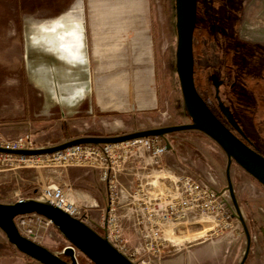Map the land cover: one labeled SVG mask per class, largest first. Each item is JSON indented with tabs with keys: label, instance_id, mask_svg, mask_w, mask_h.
Here are the masks:
<instances>
[{
	"label": "rangeland",
	"instance_id": "rangeland-1",
	"mask_svg": "<svg viewBox=\"0 0 264 264\" xmlns=\"http://www.w3.org/2000/svg\"><path fill=\"white\" fill-rule=\"evenodd\" d=\"M140 4L143 11L146 8L148 12L146 20L152 41L154 106L145 113H102L95 98L91 97L92 107L85 103L81 110L91 109L92 117L71 119L68 115L72 114H62L59 121L58 107L27 75V35L29 40L32 34L27 31L37 25H48L62 14L81 13L79 8L83 7V1L0 0V138L15 139L27 134L34 145L41 148L85 134L121 135L189 124L175 73L174 0H141ZM76 19L82 26L79 30L82 57L87 60L84 17ZM192 45L197 90L224 122L221 108L226 109L245 138L264 156V0H197ZM83 63L86 65V61ZM216 77L222 80L217 89L214 87ZM165 138L176 150L177 158L169 162L174 173L189 175L218 192H226L229 202L226 157L222 150L196 131L174 133ZM61 170L41 166L4 171L12 176L0 178V188L11 185L17 190L14 192L17 196L11 193L9 201L11 197L38 199L44 187L52 184L62 187ZM230 178L251 236V250L245 264H264V188L236 164L231 166ZM233 223L234 227L211 237L205 230L200 233L202 227L195 226L187 233L184 244L189 246L227 236L221 264H239L245 237L238 221L234 219ZM38 228L36 243L49 248L52 253L58 255L69 245L53 225ZM137 243L135 238L133 242L127 240L123 244L131 251ZM166 255L152 259L155 264H161ZM142 258L148 259V256ZM76 259L78 264H93L77 251ZM0 264L39 263L19 253L0 231Z\"/></svg>",
	"mask_w": 264,
	"mask_h": 264
},
{
	"label": "built area",
	"instance_id": "built-area-1",
	"mask_svg": "<svg viewBox=\"0 0 264 264\" xmlns=\"http://www.w3.org/2000/svg\"><path fill=\"white\" fill-rule=\"evenodd\" d=\"M0 148L32 150L37 147L31 136L26 134L15 139L0 138ZM166 152L163 140L148 137L116 144L77 145L49 155L0 153V172L41 166L98 171L107 191V208L101 220H94L88 208L72 203L59 185L44 187L38 199L52 203L70 217L92 228L134 264H155L152 258L176 252L175 245L166 237L165 231L175 233L182 226L183 231L188 233L198 226L209 237L217 236L223 230L234 227L235 219L227 208L226 192H218L189 175H165L162 179L167 182V188L157 193L149 192L147 187L150 182H143V179H138L131 189L123 185L120 176L128 174L140 160L146 157L150 159L151 165L160 166ZM122 197L126 198L138 241L131 251L123 244L127 240L118 221L117 210ZM13 221L18 233L34 243L38 242V227L52 225L37 214L16 216ZM73 251L76 256L75 248ZM143 256H148V259Z\"/></svg>",
	"mask_w": 264,
	"mask_h": 264
},
{
	"label": "water",
	"instance_id": "water-1",
	"mask_svg": "<svg viewBox=\"0 0 264 264\" xmlns=\"http://www.w3.org/2000/svg\"><path fill=\"white\" fill-rule=\"evenodd\" d=\"M175 8V73L182 96L183 109L190 119L189 124L170 125L147 130L134 131L113 136H83L67 140L49 147L32 150H7L0 153L23 156L49 155L77 145L116 144L140 138L155 137L164 141L166 150L170 144L166 136L184 131L199 132L212 140L226 157L225 180L229 195L227 208L241 226L245 237V248L239 264H245L251 248V236L236 200L231 178V164L235 163L246 174L264 187V156L242 142L210 110L198 94L194 83L193 33L196 23L197 0H174ZM218 88V83L214 86ZM231 127L240 129L226 109L221 108ZM37 214L51 222L59 234L68 242L62 252L67 260L60 258L44 246L21 236L14 224V218L20 215ZM0 231L7 242L19 253L39 264H78L73 248L93 264H134L124 254L112 246L105 237L95 232L79 220L70 217L52 203L39 199H20L13 203L0 202ZM73 247V248H72Z\"/></svg>",
	"mask_w": 264,
	"mask_h": 264
},
{
	"label": "crops",
	"instance_id": "crops-1",
	"mask_svg": "<svg viewBox=\"0 0 264 264\" xmlns=\"http://www.w3.org/2000/svg\"><path fill=\"white\" fill-rule=\"evenodd\" d=\"M79 9H81L82 12L73 13V16L84 17L83 7ZM74 11L77 12L75 9ZM63 16H65V14H62L61 17ZM147 16L148 12L146 8H144V11L142 9V33H144L145 36L149 38L150 28L147 24ZM40 26L42 25H37L31 29H28L27 34L37 30ZM27 36L29 37V35ZM28 37L25 52L27 75L36 86H40V88L43 89V91L46 93V97H49L53 100V105L58 107V120L60 121L62 119V114H72V116L68 115L69 118L72 117L71 119H75L77 117H92L93 111L91 109L83 110V112L81 110V106L85 103L89 108L92 107L91 97L93 96L90 92L89 81L87 78L86 66L88 63V56L86 53L87 60L83 59L84 57H82L81 53L80 40L75 45L73 44L72 46H69L68 49L71 51V56L74 60L80 59L82 62L86 61V65H84V63L75 65L67 64L59 55L56 56L57 53L47 51L46 49L39 46L30 45L31 42L28 41ZM30 64L38 71L41 70L43 72L44 79L51 86L50 90L35 83L30 73ZM51 89L53 91H51ZM153 99L151 100L152 104L150 105V108H145V111H149L154 106ZM94 101L95 104H97V108L100 109V112L104 113L109 111L107 107L102 105L105 102L103 103L102 101L97 100V98ZM75 114L76 116H74ZM77 114L80 115L77 116ZM81 136L101 135L85 134ZM170 153L171 155L169 157L168 155ZM175 158H177L176 150L172 148V145H170V150L167 151L166 154H164L161 158L160 166L151 165L150 159L145 157L140 160L138 164L128 172V174L121 175L120 180L125 187L131 189L135 186L138 179H143V182H150V185L147 187L149 192H163L167 188V182L162 178L165 175H176L172 170V165L169 163ZM160 169L162 171H159ZM61 171L63 172L64 178L62 181V188L66 192L69 200L77 206L88 208L90 210V216L94 220H101L107 208V191L105 184L102 183L99 178V172L84 168H67ZM7 176L11 177L12 174H8L4 171L0 172V178ZM16 191L17 190L11 185L0 188V202L13 203L20 199L31 198L17 197L16 199H12L11 197V201H9L11 193H13L14 196H17L16 193H14ZM120 202V206L117 210L118 221L122 225L125 239L133 242L135 240V233L132 228V216L129 212V207L126 205V198L122 197ZM201 232L203 231H200V233ZM165 235L170 241H172V244L175 245L176 252L166 255V257L160 261L161 264H221L220 258L222 257L224 248L226 247L227 236H219L209 242L194 243L192 245L185 246L184 243L186 242L185 237L187 236V233L183 231L182 226L175 233L170 230L165 231ZM174 239H179L181 244H179V242L175 241Z\"/></svg>",
	"mask_w": 264,
	"mask_h": 264
},
{
	"label": "flooded vegetation",
	"instance_id": "flooded-vegetation-1",
	"mask_svg": "<svg viewBox=\"0 0 264 264\" xmlns=\"http://www.w3.org/2000/svg\"><path fill=\"white\" fill-rule=\"evenodd\" d=\"M82 1L87 34V78L92 96L105 102L102 105L109 111L145 113L148 111L145 108L152 104L154 69L151 37L142 33L141 0ZM215 79L219 87L222 80ZM214 115L242 142L262 155L239 127L240 132H237L223 114L226 122ZM65 247L58 256L67 260L62 254Z\"/></svg>",
	"mask_w": 264,
	"mask_h": 264
},
{
	"label": "bare ground",
	"instance_id": "bare-ground-1",
	"mask_svg": "<svg viewBox=\"0 0 264 264\" xmlns=\"http://www.w3.org/2000/svg\"><path fill=\"white\" fill-rule=\"evenodd\" d=\"M82 26L73 14L52 21L48 25L40 26L33 31L29 38L30 45L39 46L47 51L57 53L67 64L75 65L83 63L80 59L74 60L71 56L69 46L75 45L80 40L79 30ZM67 47V48H66ZM30 73L36 84L50 90V84L44 79V74L30 64ZM51 91H53L51 89Z\"/></svg>",
	"mask_w": 264,
	"mask_h": 264
},
{
	"label": "trees",
	"instance_id": "trees-1",
	"mask_svg": "<svg viewBox=\"0 0 264 264\" xmlns=\"http://www.w3.org/2000/svg\"><path fill=\"white\" fill-rule=\"evenodd\" d=\"M28 1H32V0H28ZM50 3H53L54 1H57V0H48ZM196 87V86H195ZM197 90V88H196ZM198 94L202 97V95L199 93V91L197 90ZM202 99L205 101V103L207 104V106L210 108L208 102L202 97ZM210 110L212 111V109L210 108ZM213 112V111H212ZM214 114V113H213Z\"/></svg>",
	"mask_w": 264,
	"mask_h": 264
}]
</instances>
